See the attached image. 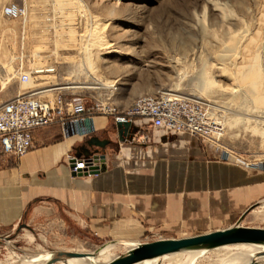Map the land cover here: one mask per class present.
I'll return each mask as SVG.
<instances>
[{"label": "rangeland", "instance_id": "obj_1", "mask_svg": "<svg viewBox=\"0 0 264 264\" xmlns=\"http://www.w3.org/2000/svg\"><path fill=\"white\" fill-rule=\"evenodd\" d=\"M76 1L0 0V68L12 74L22 66L30 79L17 82L21 92L63 108L81 98L92 112H125L141 98L163 94L200 101L216 112L224 149L260 159L264 137L254 129L264 125V106L258 108L233 79L250 64L264 76V0ZM9 4L24 15L5 17ZM208 80L213 84L204 89ZM100 81L110 87L78 88ZM241 224L264 229V204ZM110 245L115 256L126 250L91 237L51 247L32 239L27 229L17 230L0 239V264H20L21 256L51 251L96 253ZM236 252L210 250L196 264H221ZM184 256L170 255L161 264H178Z\"/></svg>", "mask_w": 264, "mask_h": 264}, {"label": "crops", "instance_id": "obj_2", "mask_svg": "<svg viewBox=\"0 0 264 264\" xmlns=\"http://www.w3.org/2000/svg\"><path fill=\"white\" fill-rule=\"evenodd\" d=\"M6 81L0 104L21 92ZM133 125L138 132L120 141L113 117L97 113L34 130L21 157L0 144V239L23 229L51 247L80 237L181 239L229 228L264 204V171L224 162L185 132ZM91 140L106 145L88 147ZM84 150L104 156L99 174L72 175L67 157L83 159Z\"/></svg>", "mask_w": 264, "mask_h": 264}, {"label": "built area", "instance_id": "obj_3", "mask_svg": "<svg viewBox=\"0 0 264 264\" xmlns=\"http://www.w3.org/2000/svg\"><path fill=\"white\" fill-rule=\"evenodd\" d=\"M2 14L9 19H17L24 15V10L16 4L3 8ZM20 59V58H18ZM4 70V79H16L20 83L29 81L30 76L22 70V66L13 68L12 74ZM104 113L113 117L114 122H131L132 124L149 125L153 129L169 132H185L195 139L205 142L209 148L219 152V159L264 171V149L260 159L246 160L224 149L220 144L222 124L216 112L207 104L186 99L177 95L163 94L159 97H144L136 101L125 112H117L114 108L92 112L86 107L84 100L76 98L72 104L63 108L37 99L29 91L20 92L12 99L0 104V144L6 154L16 157L24 156L32 149L31 134L34 130L64 123L68 118H80L87 115ZM74 157H67L69 164ZM85 163L76 160V166L70 171L76 173L83 169Z\"/></svg>", "mask_w": 264, "mask_h": 264}, {"label": "water", "instance_id": "obj_4", "mask_svg": "<svg viewBox=\"0 0 264 264\" xmlns=\"http://www.w3.org/2000/svg\"><path fill=\"white\" fill-rule=\"evenodd\" d=\"M115 128L118 139L122 141L121 136L127 134L129 130L131 140L133 135L138 132V128L131 122H116ZM88 147H103L106 143H100L91 140L87 143ZM83 159L76 158L78 162L83 161L85 167L77 169L76 173L72 175H95L99 174L102 167L98 164H103L104 156L100 155L98 151L84 150ZM76 160L70 164V169L76 166ZM258 205H253L247 209L237 220V222L229 228L223 230L213 231L207 234L186 237L181 239H157L150 242L136 243L132 248L125 253L116 256L111 261L104 264H138L143 261L160 258L165 255L181 253L185 251L197 250H214L223 246L235 244H256L264 245V229L245 227L241 223L244 217ZM52 257L46 264H56L58 262H65L67 259L89 258L94 253H77L65 251H51ZM93 264V263H92Z\"/></svg>", "mask_w": 264, "mask_h": 264}, {"label": "bare ground", "instance_id": "obj_5", "mask_svg": "<svg viewBox=\"0 0 264 264\" xmlns=\"http://www.w3.org/2000/svg\"><path fill=\"white\" fill-rule=\"evenodd\" d=\"M77 1L75 3L76 5L78 4ZM87 47H88V45H86L82 48L84 50V52L88 51ZM252 50H255V49L252 48ZM258 51H259V49H258ZM87 61H89V57L87 58ZM1 69H3V67ZM34 73L35 74H41V73H39V71H35ZM235 74H233V75H235ZM225 76H227V75H225ZM233 80L239 82V84H242L247 88V91L249 93L248 96L250 98L252 97V99L255 101V103L259 106L258 108H260V107L262 108L264 106V76L260 72V70L258 69L256 64L247 65L246 69L241 71L238 74V76L236 77V79H233ZM6 82L7 81H5V79H4L3 72L0 73V83L6 84ZM203 84H204L203 85L204 89H207L213 83H212V80H208ZM81 85H79L80 87H78V88L101 90V89L109 88L110 82L100 81V82H97L95 84L91 83V84H87V85L82 86V87H81ZM240 87H243V86H240ZM258 110H260V109H258ZM262 124H264V122ZM254 132L259 134L260 136L264 137V125L261 126L260 128H256V126H255ZM123 245L127 248H132L135 244H126L125 243ZM112 247H113L112 245L107 246V247L99 250L98 252L94 253L93 256H90L89 258L67 259L64 263L63 262H58V263H60V264H92V263L93 264H104V263L111 261L113 258L116 257L115 254H112L110 252ZM231 248L237 252L228 260L226 259L223 262H221V264H264V245L235 244V245L223 246V247H220L217 249H231ZM207 252H209V250L185 251V252L170 254V255L185 254L184 259L181 262H179L178 264H196L198 257H200L201 255H203ZM170 255H165V256H162L160 258H155L152 260L143 261V262L138 263V264H161V262L164 261ZM51 257H52L51 252H45L44 254L24 255V256H21L18 260H19L20 264H46V262L49 261L51 259Z\"/></svg>", "mask_w": 264, "mask_h": 264}]
</instances>
